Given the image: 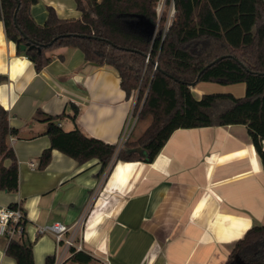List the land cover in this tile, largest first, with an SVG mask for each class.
I'll return each mask as SVG.
<instances>
[{
    "label": "crops",
    "instance_id": "0c3cea01",
    "mask_svg": "<svg viewBox=\"0 0 264 264\" xmlns=\"http://www.w3.org/2000/svg\"><path fill=\"white\" fill-rule=\"evenodd\" d=\"M48 7L61 18L81 16L75 0H39L31 9L37 23L46 22ZM143 21L126 22L145 36ZM51 55L37 72L0 20V103L19 133L8 144L20 176L17 193L0 190V206L24 210V239L34 245L35 264L57 255L55 238L39 235V226H72L85 215L82 234L84 252L94 259L90 264H226L235 243L264 225V167L247 127L179 129L153 163L117 161L92 203L105 173L99 161L81 165L53 150L49 165L40 169L51 140L43 134L47 124L33 118L37 111L66 113L59 123L65 131L78 126L89 137L119 145L133 129L135 97L127 98L114 67L87 62L80 49L59 48ZM73 103L80 110L76 121ZM8 242L0 232V264H16L6 253Z\"/></svg>",
    "mask_w": 264,
    "mask_h": 264
},
{
    "label": "trees",
    "instance_id": "16d2710c",
    "mask_svg": "<svg viewBox=\"0 0 264 264\" xmlns=\"http://www.w3.org/2000/svg\"><path fill=\"white\" fill-rule=\"evenodd\" d=\"M160 1L75 0L79 18H61L48 7L42 25L31 13L39 0H0V20L8 39L37 72L52 61L53 51L80 49L87 62L119 72L127 98L136 97L137 122L149 121L140 137L119 149L118 144L85 135L78 126L65 131L59 123L66 113L52 116L37 111L33 120L47 124L43 134L51 140L40 157V169L49 165L53 150L81 165L96 159L101 173L117 161L153 163L179 129L230 125L247 127L264 167V0H165L175 9L167 29V10L160 19L157 16ZM137 15L159 23L153 38L128 27L126 21ZM23 45L33 48L22 51ZM3 80L0 76V84ZM203 82L244 83L245 95L211 93L196 98L192 89ZM71 107L76 121L79 107L74 103ZM9 117L0 103V190L17 193L19 162L8 138L19 133L10 126ZM24 235L9 238L6 253L16 264H35L34 245ZM236 259L242 264H264V225L252 227L235 243L226 264ZM68 261L90 264L94 259L77 252ZM46 264H55V256L47 257Z\"/></svg>",
    "mask_w": 264,
    "mask_h": 264
},
{
    "label": "built area",
    "instance_id": "2783aa9c",
    "mask_svg": "<svg viewBox=\"0 0 264 264\" xmlns=\"http://www.w3.org/2000/svg\"><path fill=\"white\" fill-rule=\"evenodd\" d=\"M157 16L160 19V16L165 11V0H161L157 6ZM174 17V7L172 6L171 10L168 13V18L166 22V28L170 25ZM137 120V116L134 115V111L131 117L133 120ZM132 122V121H131ZM135 124V122H134ZM133 124V126H134ZM132 126V127H133ZM132 130V128H131ZM129 134H125L122 142L119 144V149H122L125 142L129 140ZM111 170V166L105 171L104 176L108 174ZM94 196H92L91 202L94 203ZM92 205V204H91ZM91 207V206H90ZM85 216L82 217L76 224L72 226H67L62 223H55L52 225L39 226L37 228V233L41 236L52 235L57 243V255L55 258V264H64L69 260L74 253L84 252V243H83V234L82 227L84 225ZM25 222L26 215L24 210L16 205L14 207L10 206H0V232L1 234L7 236L8 238H15L17 236H22L25 232Z\"/></svg>",
    "mask_w": 264,
    "mask_h": 264
},
{
    "label": "rangeland",
    "instance_id": "374dc122",
    "mask_svg": "<svg viewBox=\"0 0 264 264\" xmlns=\"http://www.w3.org/2000/svg\"><path fill=\"white\" fill-rule=\"evenodd\" d=\"M171 8H172V6L169 8L165 5V9L167 10L168 13L171 10ZM174 12H175V9H174ZM158 25H159V23H158ZM245 89L246 88H245L244 83H238V84H232V85L224 86V85H220V84L212 83V82H203V83L198 84L195 88H193L192 91H193V94L196 98H200L204 94H211V93H231V94L235 95L236 97H243L245 95V91H246ZM135 102H136V97H135ZM134 122H135V124H134ZM133 124H134V126H133ZM148 125H149V121L137 122V120L135 121V117H134V119L132 120V126H133L132 130L135 129V131H134L135 137L133 139H137L138 137H140L143 134V132L146 130ZM107 177H108V175H105L103 177V180L101 182V188L98 190L97 193H95V196L93 198L94 203L96 202L97 198L99 197V195L103 189L102 186H103ZM87 214H88V212H87ZM86 217H87V215H85V220H86ZM85 220H84V224H85ZM83 228H84V225L82 227V230H83Z\"/></svg>",
    "mask_w": 264,
    "mask_h": 264
},
{
    "label": "water",
    "instance_id": "95a60500",
    "mask_svg": "<svg viewBox=\"0 0 264 264\" xmlns=\"http://www.w3.org/2000/svg\"><path fill=\"white\" fill-rule=\"evenodd\" d=\"M137 17L142 19V21L144 20L142 24L145 25V36L148 38H153L156 35L158 23L154 22L153 20L146 19V17L142 15H137ZM31 48L33 47L23 45L21 47V50L26 51L27 49H31ZM236 262H238V259L235 260V263Z\"/></svg>",
    "mask_w": 264,
    "mask_h": 264
},
{
    "label": "flooded vegetation",
    "instance_id": "af4514ba",
    "mask_svg": "<svg viewBox=\"0 0 264 264\" xmlns=\"http://www.w3.org/2000/svg\"><path fill=\"white\" fill-rule=\"evenodd\" d=\"M233 264H240V263L236 262V263H233Z\"/></svg>",
    "mask_w": 264,
    "mask_h": 264
}]
</instances>
